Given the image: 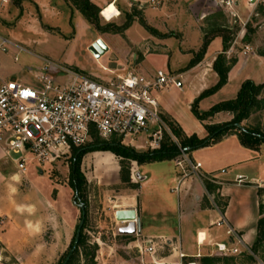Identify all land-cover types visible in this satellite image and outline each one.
Masks as SVG:
<instances>
[{"label":"rangeland","instance_id":"374dc122","mask_svg":"<svg viewBox=\"0 0 264 264\" xmlns=\"http://www.w3.org/2000/svg\"><path fill=\"white\" fill-rule=\"evenodd\" d=\"M53 1L56 3L55 9H42L32 4L33 13L25 14L23 8L16 7L19 0H12L7 15L5 10L2 11L0 36L26 49L20 51L8 46V51L0 50V76L5 80H24L32 85L35 76L47 62L58 67L53 75L61 84L71 81L67 71L81 73L101 83H109L129 73L152 75L161 68L169 69L173 74H181L205 59L211 43L219 37L222 38L223 46L216 45L210 49L211 53L216 50V59L223 54L234 66L239 55H245L247 46L264 56V5L259 1L258 4H252L251 0H245L241 8L237 9L236 5L228 9L222 4L223 0H117L115 3V0H93L100 7L98 24L88 21L69 0ZM125 25L129 26L123 33H116L119 27ZM226 40L230 45L228 49ZM99 41L106 49L104 46H96L95 51L101 55L97 58L92 47ZM15 55L19 56V61H15ZM182 80V90L175 87L165 89L162 96L170 103L172 111L179 114V124L186 131L192 132L203 122L192 111L197 99H194V86L198 85L200 79L197 73H184ZM254 80L256 85L264 83V66L255 73ZM214 85L211 83L208 88ZM232 89L206 96L196 107L200 112H205L219 102L237 98L239 91L233 94ZM260 98L264 99V90ZM165 118L168 127L169 122H175L171 116ZM213 120L211 117L204 120L205 133L202 136L208 134L206 124L226 123H211ZM242 125L264 132V106L253 111ZM143 139L142 136L140 140ZM221 141L187 150L190 158L204 163L202 173L205 186L209 181L207 177L222 176L225 171L234 175L237 171V164L230 163L229 153L237 148L238 141ZM147 151L143 149L140 152ZM121 161L122 158L112 151L98 150L84 154L79 162L83 176L79 200L72 185L73 157L47 165L30 161L28 172L22 173L16 163L6 157L0 144V173L16 186L20 199L26 196L33 204L45 203V199L53 203L48 211H44L53 213L57 220L55 229L49 230V235H53V243L57 244L53 249L57 250V254L52 264H63L72 250L82 220L79 207L81 201L86 204V219L82 230L84 242L72 264H259L257 260L250 259L243 249L237 248L240 244L236 238L229 242L224 252L217 246L216 251L207 250L189 256L186 255L189 253L187 250L181 249L182 245L177 238L170 241L166 238H148L142 233H122L121 229L128 223L117 219L118 206L128 204L138 193L140 184L135 183L138 187H132L122 181ZM142 165L143 169L149 170L161 168L167 174L172 170L177 172L178 168L174 159ZM136 168L137 162L132 161L131 178L139 182L135 176ZM165 193L174 206L168 226L180 238L186 224L181 217L179 197L171 191V186H167ZM139 194L142 196L143 193ZM211 202V197L203 194L202 204L208 205ZM3 220L0 217V230ZM143 222H146L145 216ZM201 225L202 222L196 220L189 223L188 227L196 231ZM205 236L201 233L200 240L204 241ZM204 257L216 261H204ZM259 258L260 264H264V248ZM0 264H20L2 243Z\"/></svg>","mask_w":264,"mask_h":264},{"label":"crops","instance_id":"0c3cea01","mask_svg":"<svg viewBox=\"0 0 264 264\" xmlns=\"http://www.w3.org/2000/svg\"><path fill=\"white\" fill-rule=\"evenodd\" d=\"M11 1L0 0V15L4 10L5 15H7ZM244 3L245 0H239L237 9L241 8ZM32 4L34 7L38 5L47 10L56 8V3L53 0H19V5H16V7L23 8L25 14H32ZM255 4H258L257 0ZM222 43L220 37L213 41L206 54L208 56L184 72L190 75L197 73L200 79L198 85L194 86L196 92L194 99L208 89L211 83L216 84L218 82L219 75L213 68L217 52L215 50V53H211L210 49L216 45L223 46ZM237 43L238 40L235 41L232 51ZM262 66H264V56L258 55L254 50L252 52L248 51L244 56L239 55V60L229 72L227 84L220 90H230L233 87L234 89L231 92L236 94L245 80L252 79L255 81V73ZM184 73L180 74L182 78ZM1 78L3 77L1 76ZM162 92L163 90L160 92L161 94L157 93L162 115L164 117L171 116L179 124L180 121L177 119L179 114L172 111L170 103L166 99L164 100ZM233 117V113L222 111L211 117L214 119L211 123L228 122ZM203 122L199 124L196 131L192 132L186 131L180 125L181 123L179 126L184 129L183 131L188 136L195 133L199 137H205L202 136L205 133ZM233 140L238 141V146L229 153L231 155L230 163L237 164V171L234 175H230L229 172L225 171L222 176L213 177L215 183L219 186L217 191L219 199L222 203L227 202V206L217 204L215 195L211 194L207 187L195 176L185 178L181 192L178 194L179 207L182 210L180 212L183 215L181 217L186 224L184 230L182 229L180 238L175 234L173 228L171 229L168 226L174 206L167 199L165 193L167 186H171L172 190L176 181L182 177L179 168H177V172L172 170L167 174L161 168H158V170L151 169V171L149 168L143 169V165L137 163L135 176L139 182L137 179H133V182L140 184L137 189L138 193L132 197L128 204L118 206V210L136 208L139 202L142 234L148 238H166L170 241L177 238L180 246L182 245L181 249L187 250L189 253L186 255L189 256H195L198 252L202 253L207 250L216 251L219 244H225L228 247L229 242L235 240L234 237L227 235L230 226L241 237V241L237 240L240 244L237 248L239 250L243 249L247 254H252L260 264L259 253L264 248V243L260 246L258 255L252 251V247L258 240L259 221L264 217V144L259 149L245 147L236 134L225 136L221 142ZM140 142L139 140V144ZM139 151H143V149H139ZM202 164L204 168V163L202 162ZM241 176L244 181L239 183L238 178ZM140 192L143 193L142 196H140ZM203 194H207L212 199V202L208 205L202 204ZM52 204L48 199H45V203L41 202V204H33L26 196L20 199L16 186L0 173V217L4 218L1 225L2 230H0V243L20 264L53 263L57 254V250L53 249L57 247V244L53 243V235H49L51 233L49 230L51 228L55 229L57 220L53 213H44V211L50 209L49 207H52ZM143 216L146 217V222H143ZM222 218L226 224L218 226L217 223ZM196 220L201 221L202 225L196 231H193L188 225ZM201 233L206 235L204 241L200 240Z\"/></svg>","mask_w":264,"mask_h":264},{"label":"built area","instance_id":"2783aa9c","mask_svg":"<svg viewBox=\"0 0 264 264\" xmlns=\"http://www.w3.org/2000/svg\"><path fill=\"white\" fill-rule=\"evenodd\" d=\"M257 1L264 4V0ZM222 4L228 9L234 8L239 0H223ZM8 46L26 51L0 36V50L6 52ZM253 50L247 46L244 53ZM14 59L19 61V56L15 55ZM55 70L58 67L47 62L32 85L0 76V144L19 172H28L30 161L47 165L72 158L77 149L93 141L94 134L106 140L118 137L123 144L136 149L156 150L168 132L179 147L175 163L182 172L171 191L179 194L189 176H195L204 184L202 162L190 158L173 135L162 117L157 97V93L165 89H182V75L161 68L152 75L129 73L101 83L66 70L71 81L61 84L53 75ZM207 178L215 182L213 177ZM243 181L242 176L238 178L239 183ZM225 224L223 218L217 223L218 226ZM227 234L241 241L230 226ZM218 247L223 252L228 248L225 244Z\"/></svg>","mask_w":264,"mask_h":264},{"label":"trees","instance_id":"16d2710c","mask_svg":"<svg viewBox=\"0 0 264 264\" xmlns=\"http://www.w3.org/2000/svg\"><path fill=\"white\" fill-rule=\"evenodd\" d=\"M73 5H75L85 18L91 23L98 24V15L100 13V7L93 0H69ZM102 11V10H101ZM129 25L119 27L116 33H123ZM247 36H245V39ZM229 43L226 40V49L229 48ZM195 65V64H194ZM233 63L228 62L227 57L220 54L214 62V70L219 75L218 82L211 88L206 89L201 95L195 100L192 111L201 121L206 120L207 117H212L216 113L222 111H229L234 114L231 121L226 123L218 124H206V129L208 131L207 136L199 137L197 134H192L190 136L184 134L182 128L175 122H169V128L171 129L173 135L181 141L180 145L186 150L197 149L201 147H206L211 144H215L221 141L225 136L236 134L239 137L242 145L252 149H259L261 145L264 144V132L260 129H252L251 127L243 126V128L237 127L236 124H242L244 120L249 118L251 113L257 109L264 106V99L260 96L264 90V83L261 85H256L252 80L245 81L235 99L225 100L215 104L210 110L205 112H200L196 107V104L204 97L210 96L222 87H224L229 78V72L231 71ZM166 120L165 117H163ZM112 151L116 155L122 158L120 162L121 165V179L124 183H128L132 187H138L131 178V162L136 161L138 164L159 162L169 159H175L180 154L179 147L177 143L173 140L172 136L165 132L164 140L159 149L148 150L147 152H140L126 146L122 143L121 139L118 137H112L110 139H103L98 134H94L93 141L87 146L77 149L73 156L72 163V185L78 196L81 197V189L83 186V176L80 172L79 162L84 154L92 151ZM206 187L211 194L215 195V201L219 205L227 206V202L222 203L219 199V194H217L219 186L212 181L206 183ZM86 207V204H85ZM84 227V226H83ZM83 230V228H82ZM84 242V236L81 232L80 241L77 249L73 253L71 259L67 264H72L75 255L79 254L80 247ZM264 243V217L259 221V236L255 245L252 247V251L258 255L260 246ZM74 245V244H73ZM73 247V246H72ZM250 259L256 260L252 254H248ZM204 261L215 262L214 258L204 257Z\"/></svg>","mask_w":264,"mask_h":264},{"label":"water","instance_id":"95a60500","mask_svg":"<svg viewBox=\"0 0 264 264\" xmlns=\"http://www.w3.org/2000/svg\"><path fill=\"white\" fill-rule=\"evenodd\" d=\"M252 2L255 3L256 0H252ZM96 46H102V47L104 46L105 49H106V46L101 41H99V43H97L94 47H92V51L95 52L97 58H100L101 55L95 51V47ZM236 125H237V127L243 128L242 124L238 123ZM77 195H78V193H77ZM79 207L82 210V220H81V223H80V225L78 227L76 238H75V242H74V245L72 247V250H71L70 254L67 256V258H66V260L64 261L63 264H67L69 262V260L71 259L73 253L77 249L79 241H80L82 228L84 226L85 219H86L85 203L81 201L79 203ZM116 217H117V219L119 221L128 223L127 226H124L121 229L122 233H124V234H135V233L141 234L142 233L141 214H140V204H139V202H138V206L136 208L118 210L116 212Z\"/></svg>","mask_w":264,"mask_h":264},{"label":"flooded vegetation","instance_id":"af4514ba","mask_svg":"<svg viewBox=\"0 0 264 264\" xmlns=\"http://www.w3.org/2000/svg\"><path fill=\"white\" fill-rule=\"evenodd\" d=\"M78 192H76L77 199L81 200V198L77 195ZM127 226V225H126Z\"/></svg>","mask_w":264,"mask_h":264}]
</instances>
